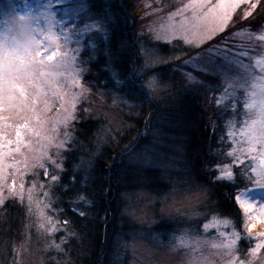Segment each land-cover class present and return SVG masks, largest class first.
<instances>
[{"label":"snow or ice","instance_id":"1","mask_svg":"<svg viewBox=\"0 0 264 264\" xmlns=\"http://www.w3.org/2000/svg\"><path fill=\"white\" fill-rule=\"evenodd\" d=\"M259 4L260 0H189L170 13L167 22L154 32L158 41L178 38L195 47L208 45L185 63L216 81L211 91L220 113L217 118L223 120L224 135L220 140L227 138L231 148L214 154L217 159L226 155L230 162L214 165L213 175L216 182L235 183L237 174L233 169L243 165L240 178L264 190V17L253 16ZM58 11L62 12L59 18ZM242 21L248 24L229 31ZM112 22L109 9L103 15L97 14L91 11L89 0H43L35 7L28 0L21 5L9 3L4 6L0 20V206L8 198L23 203L26 197L28 214L37 217L38 230L53 237L47 247L58 252L64 251L62 245L72 235L66 231L69 221L63 220L62 229L61 221L48 214L52 199L48 191H43L45 184H40L42 198H39L34 194L35 181L25 190L23 177L29 174L31 160V168L43 169L44 177H50L48 188L59 183L60 173L64 171L62 153L70 152L74 139L71 128L77 121V107L91 94V88L84 85V77L94 56L82 60L81 53L91 49L107 57L108 52L101 45L107 47ZM142 59L143 64L126 70L113 67L109 81L105 82L107 91L98 90V94L101 97L107 94L113 104L129 107L130 101L153 100L154 94L159 95L163 80L161 74L151 71L159 61L150 50H146ZM185 75L190 83L209 87L191 72ZM163 88L171 90L168 85ZM238 105L242 111L237 110ZM53 107L57 116L49 119ZM212 131L215 133L216 128ZM30 137L44 142L41 150L31 157L24 151H33ZM16 156L22 159L17 161ZM141 159L148 163L151 158ZM93 170L91 159H81L72 174V183L79 180L81 184L80 190L73 193V211L85 218L88 216L85 209L92 204L87 186L95 178ZM9 175L13 176L11 184H8ZM16 176L20 177L18 185ZM167 187L161 199L171 200L173 206L186 201L204 202L208 191L207 185L198 183L190 174L171 181ZM251 191L246 189L234 197L245 211L259 203L254 201ZM200 214L193 208L188 216L191 219ZM209 228L216 230L211 238L196 229L185 228L178 236L170 234L167 245L157 234L152 239L173 253L184 249L182 264H264L261 255L264 234L243 237L246 244L250 241L254 244L241 258L238 243L242 237L230 218L213 213L203 224L205 232ZM60 231H66V235L58 244L54 236ZM142 237V233L129 230L118 243L134 249ZM27 250L24 244H14L10 264H21Z\"/></svg>","mask_w":264,"mask_h":264},{"label":"trees","instance_id":"2","mask_svg":"<svg viewBox=\"0 0 264 264\" xmlns=\"http://www.w3.org/2000/svg\"><path fill=\"white\" fill-rule=\"evenodd\" d=\"M139 1L89 0L91 11L97 14L103 15L109 9L113 22L109 24L111 34L107 47L101 45L108 56L96 51L84 77L86 85L93 91L106 92L105 82L110 79L111 69L126 70L143 64L146 50L158 59L159 63L151 71L161 74L163 80L161 91L159 95L154 94L153 100L130 101L135 107L134 115L122 114L127 121L122 132L106 133L100 118L82 113L75 122L74 140L70 152L64 154V171L54 188L59 220L67 219V228L72 233L63 245L64 260L60 264H127L112 258L117 239L129 230L137 231L130 218L123 214L124 198L139 192L164 197L171 181L189 174L208 186L206 196L210 203L205 208L208 214L220 213L243 231V216L234 197L248 182L240 178L239 169L235 171V183L216 182L212 171L217 163L229 162L226 155L218 159L214 156L227 150L226 138L220 140L224 135L223 120L217 118L220 113L211 91L216 81L209 77L212 79L209 87L187 82L178 69V60L195 51L179 41L170 45L142 33L140 29L145 20L140 17ZM256 13L257 18L264 17V0L260 1ZM164 85L170 86V92L164 90ZM210 120L214 123L210 124ZM155 146L160 147L162 160L158 152L152 155L149 164L133 162L134 154L147 153L148 148ZM81 159L93 161L95 177L87 186L92 204L85 209L86 218L77 215L71 203L75 199L73 193L81 188L79 180L72 183V174ZM15 202L8 200L0 209V253L7 252L11 242L23 234V210ZM154 221L152 232L165 244L169 243L170 234L180 231L179 224L169 217L157 214Z\"/></svg>","mask_w":264,"mask_h":264},{"label":"rangeland","instance_id":"3","mask_svg":"<svg viewBox=\"0 0 264 264\" xmlns=\"http://www.w3.org/2000/svg\"><path fill=\"white\" fill-rule=\"evenodd\" d=\"M23 2L24 0H0V20L3 19L4 6L6 4L15 3L17 5H21ZM41 2H43V0H28V3L32 4L33 7H35L38 3ZM188 2L189 0H140L137 7L141 10V15H140L141 19L145 20L140 30L145 35L156 40L154 30L157 29L162 23L167 22V17L170 13L175 12L177 9H179ZM257 11H258V7L253 13L254 17H258V14L256 13ZM60 15H62V12L58 11V18ZM176 19L178 22L179 17H177ZM242 24L247 25L248 21H242L241 24H236L235 28L230 27L229 31H234L235 29L240 28ZM218 39L219 37H217V40ZM96 40L97 42H99V37H96ZM176 41H179L180 43L190 47L195 51L192 55L178 60L179 63L178 69L182 73V75L187 79L185 73L191 72L198 79L206 81L207 83L210 84L212 80V79H208L210 76H204L203 74L195 71L192 67L188 66L185 63L186 61L192 60V58L195 57L198 53L203 52V49L206 48L208 45L205 44L202 47H195L184 43L182 39H178V38L171 39L170 42H165L164 40H160L159 42L172 45ZM212 43H215V41H213ZM90 56H94L95 58L96 52L93 53L91 49H87L86 52L81 53L82 60H88L90 59ZM187 82H189L188 79ZM84 85L85 87H88L85 82ZM209 96L211 97V94ZM131 105L132 106L129 107L120 103L113 104L110 96L106 94L103 97H101L98 94V91H93L91 89V94L87 97V99L83 100L77 107V120H79V115L81 113L84 114L85 116H93L95 118H100L104 122L105 129L108 130L107 133L113 135L115 133L122 132L126 128L125 125L127 121L122 117V114H127L130 116L134 115L133 111L135 110V107H133L134 106L133 104ZM85 108L88 109L87 112L83 111V109ZM237 110L242 111L239 105L237 106ZM56 116H57V109L53 107L52 111L48 113V118L55 119ZM74 124L71 128L72 132L75 130ZM60 131L61 133H63L64 129L61 128ZM157 137L158 136L156 135H155V139L153 137L155 142H157L156 141ZM29 139L32 141L33 151L29 152L27 149H25L24 151L29 157H31L32 155L38 153L41 150L42 144L44 142L37 140L34 137H30ZM225 146L227 150L231 148V145L228 143L227 138H226ZM52 151L55 150L53 149ZM155 153H158L157 156L160 158V160H162L163 156L159 146L148 148L147 153L143 152L141 155L134 154L133 157L134 159L132 158V160H134L133 161L134 163L139 165L145 164V162H143L141 158L144 156H148L151 158L150 159L151 161L152 155H154ZM64 154L65 153H62L63 161L65 156ZM227 158L230 162V158L229 157ZM15 159L19 161L22 158L20 156H16ZM31 163L32 161L29 160V167H30L29 174L23 177L25 183V190L30 188L32 183L35 181L36 189L34 190V194L37 197L42 198V191L40 189V184L41 183L45 184V188L43 189V191H48L52 199V205L51 208L48 210V214L54 216V218L59 219V212L55 207L56 204V199L54 196L55 185H53L51 188H48L47 185L50 177L48 179L44 177L43 169L31 168ZM149 163L150 162H148L147 164ZM158 165L163 166V164L161 163H158ZM164 165L166 167V164ZM20 167L23 168V165L21 164ZM243 167L244 166L242 165L240 168H234L233 171L235 172L237 169H239V172H241ZM49 168L51 170V166H49ZM9 172L11 173L12 170H9ZM12 179L13 176L9 175L8 184H11ZM15 179L18 185L20 183V177L16 176ZM247 184H248L247 187L242 191H245L246 189H252L250 195L253 197L254 201H259V203L255 204V206L252 207L249 211H245L244 208H241L238 205L243 216L242 219L243 231H240L235 225L236 230L240 233L242 237V239L238 243L239 254L241 258L244 257L245 250L248 247H250L252 244H254V241H250L249 243L246 244L243 237L245 236L259 237L262 234H264V190L257 189L255 188L254 185H251L249 183ZM161 198L162 197L147 195L141 192L131 194L124 198L125 205L123 209V214L128 218H130L129 220L132 222L131 224L137 228L136 232L142 233L143 237H142V242L134 249L131 247L126 248L120 246V244L118 243V240L120 238L119 237L116 241V244L113 247V253H112V258L116 262H126L127 264H182L184 249H180L179 251L173 253L167 247L158 246L157 243L152 239V236L154 234L152 232V227L155 222L154 218L157 216V214L161 215L162 217L163 216L169 217L172 220H174L177 224H179L180 231L178 232V234H176V236H178L181 230L185 228L196 229L200 232L201 235L209 238L215 235V231H216L215 229L209 228L207 232H205L203 229V224L207 222L211 216V214H208L209 213L208 210H205L208 203L207 196L205 197L204 202L186 201L183 204H176L175 206L172 205L171 200L163 201ZM8 200H15L16 201L15 203L22 207L23 234L22 236H20V239H18L17 241H15L14 243L11 242L10 244L11 247L7 250V252L0 253V256L2 255V260H0V264H10V260L12 257V246L14 244L15 245L24 244L26 249H28L27 251L24 252L21 264L62 263L64 260V253L56 251L55 248L47 247L48 243L53 239V237L49 236L48 234L42 231H39L37 228V223H38L37 217L35 215L29 216L27 210V198L25 197L23 203H21L18 199H12V198L6 199V201ZM4 205L0 206V209H2ZM193 208H197L201 212V214L197 216H193L190 219L188 213H190L193 210ZM60 227L62 229L65 228L62 222L60 224ZM249 228H251V231H249ZM66 231H69V229L67 228ZM66 231H60L55 233L54 238L56 243L58 244L60 243L61 237L66 235ZM261 255L264 256V252H262Z\"/></svg>","mask_w":264,"mask_h":264}]
</instances>
